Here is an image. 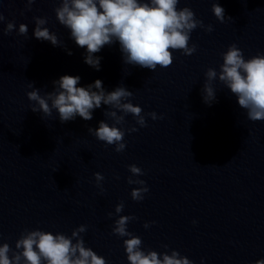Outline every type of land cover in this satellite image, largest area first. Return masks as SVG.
Returning a JSON list of instances; mask_svg holds the SVG:
<instances>
[{"label": "water", "instance_id": "obj_1", "mask_svg": "<svg viewBox=\"0 0 264 264\" xmlns=\"http://www.w3.org/2000/svg\"><path fill=\"white\" fill-rule=\"evenodd\" d=\"M213 2L180 0L178 7H190L213 31L197 27L189 41L197 45L192 55L173 52L171 66L152 71L124 64L118 43L95 54L99 70L86 64V49L56 18L58 0H35L30 10L26 0H0V243L15 250L26 229L71 236L83 224L87 247L108 264H129L127 237L112 229L120 215H133L127 229L144 250L175 249L194 264L264 259V120H249L218 80L215 102L209 106L201 95L206 69L219 68L230 44L245 59L264 54V0H218L233 18L224 23L212 12ZM35 16L47 17L45 26L60 47L34 37ZM8 21L16 28L6 35ZM20 23L28 26L27 36L18 34ZM65 74L80 76V86L100 79L106 91L123 84L133 91L132 103L162 118L146 115L147 126L140 127L128 114L122 127L138 130L126 132V148L116 152L88 132L101 120L113 123L104 116L107 105L95 109L91 120L77 116L65 123L55 110L51 117L31 111L29 83L43 95ZM130 164L144 173L138 178L149 191L142 201L130 194L140 187L127 182ZM96 172L104 177L100 186ZM121 201L124 208L116 213ZM146 221L155 223L145 228Z\"/></svg>", "mask_w": 264, "mask_h": 264}, {"label": "clouds", "instance_id": "obj_2", "mask_svg": "<svg viewBox=\"0 0 264 264\" xmlns=\"http://www.w3.org/2000/svg\"><path fill=\"white\" fill-rule=\"evenodd\" d=\"M34 2L26 0L29 10ZM179 3L180 0H58L54 11L58 22L69 29V38L77 47L86 49V64L99 70L101 57L95 54L105 46L118 43L124 64L154 71L157 66H171L173 52L192 55L196 51L197 45L189 41L197 27L207 32L213 31L212 25H204L190 7H178ZM211 10L221 23L226 18L233 20L225 15L218 0H214ZM33 19L36 39L48 41L56 47L62 45L56 33L45 26L47 17L35 16ZM4 20L0 13V22ZM15 28V23L8 21L4 34H11ZM18 34L27 36L28 26L25 23L19 24ZM63 48L68 55L72 54L66 46ZM221 56L223 62L219 68L208 67L204 73L203 102L210 106L216 101L217 92L213 82L218 80L237 98L239 107L246 110L249 120H264V54L258 53L245 59L242 49L232 43ZM80 79L78 75H62L52 81L53 89L43 95L40 89L33 86L34 82L29 83L28 87L32 90L26 95L30 102H34L30 105L31 111L51 117L55 110L60 122L65 123L75 120L77 116L85 121L91 120L95 109L107 105L104 116L111 118L113 123L110 125L106 120H101L97 128L89 127L88 132L106 145H114L116 152L126 148V132L138 130L135 125L122 127L127 123L125 117L128 114L140 127L147 126L146 115L153 120L162 118L154 111L144 113L140 105L132 103L130 98L133 91L123 84L106 91L100 79L86 86H80ZM128 169L132 176L128 177L127 182L140 185L131 190V197L135 201H142L149 191L146 182L138 178L144 174L143 170L136 164L128 165ZM94 176L100 186L103 175L96 172ZM123 208L121 201L115 206V212L120 213ZM135 219L133 215H120L112 229L114 234L127 237L123 245L129 264H194L193 260L175 249L170 253L144 250L141 238L127 229V224ZM150 223L155 221H146L144 227L148 228ZM86 230L87 226L81 224L68 236L60 232L53 234L40 229H26L15 241V250L6 242L0 243V264H108L105 257L85 245L80 234ZM255 264H264V259L256 260Z\"/></svg>", "mask_w": 264, "mask_h": 264}]
</instances>
